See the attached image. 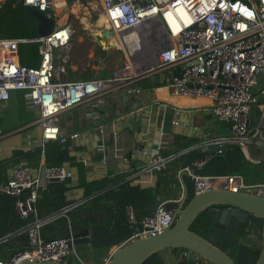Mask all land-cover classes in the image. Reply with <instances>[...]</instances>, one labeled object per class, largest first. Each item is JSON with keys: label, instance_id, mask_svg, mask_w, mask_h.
I'll list each match as a JSON object with an SVG mask.
<instances>
[{"label": "built area", "instance_id": "1", "mask_svg": "<svg viewBox=\"0 0 264 264\" xmlns=\"http://www.w3.org/2000/svg\"><path fill=\"white\" fill-rule=\"evenodd\" d=\"M3 1L0 0V4ZM21 2L52 17L54 26L48 34L29 39L0 38V102L9 101L12 92L24 91L27 103L37 109L36 122L41 128L43 143L57 141L62 144L67 140L59 135L61 113L113 90L139 93L142 88L131 85L133 80L148 72L174 68L176 71L161 86L171 98V125H186L185 119H180L184 99L191 104H202L214 118L229 123L227 134L204 139L184 151L195 147L205 150L216 144H235L249 161L264 163V0H251L249 3L242 0H96L99 10L94 16V24L100 26L99 32L110 30L118 42L126 31L133 34L138 31L141 36L138 38L134 34L132 51L127 53L122 48L125 59L122 67L107 76L86 79H73L67 73L75 24L66 0ZM64 8L66 16L60 19ZM57 9L60 10L57 12ZM98 17L107 26L101 25ZM87 36H91L89 32ZM25 41L39 43L40 62L37 67L19 62L18 46ZM140 42L142 47L138 45ZM101 63L104 66L105 62ZM253 107L257 112L255 115ZM158 118L163 119V115H158ZM192 128L198 130L197 126ZM144 133L139 132L140 135ZM164 134L159 131L161 138ZM76 136L78 133L69 137ZM178 155L162 154L160 142L152 149L139 147L135 149L133 159L147 156L148 161L137 169L127 168L125 163L129 157L122 156L118 172L125 179L141 174L154 176L166 169ZM207 159L208 155L204 154L182 163L176 171L181 189L184 187L182 177L185 176L191 185L192 195L211 188H226L264 196V179L248 184L237 174L214 176L197 173L195 169ZM101 160L104 165V153ZM44 174L49 181L51 178L61 181L72 177V172L63 163L45 166ZM139 180L145 181L141 177ZM44 189L34 170L22 160L12 164L8 178L0 182V193L13 197L14 212L25 221L21 231L27 235L24 248L0 260V264H18L22 259L62 263L73 252L71 236L46 240L40 229L47 221L66 216V212L79 202L69 203L52 217L43 218L37 215L35 203L39 192ZM178 194L176 202L181 199L182 193ZM172 213L173 209H167L160 203L152 214L138 218L133 207L125 205L124 220L132 227V232L114 244L103 264L116 247L135 238L163 232L172 223ZM194 260V264L206 261L200 257Z\"/></svg>", "mask_w": 264, "mask_h": 264}, {"label": "crops", "instance_id": "2", "mask_svg": "<svg viewBox=\"0 0 264 264\" xmlns=\"http://www.w3.org/2000/svg\"><path fill=\"white\" fill-rule=\"evenodd\" d=\"M69 3V11L75 14L77 23L81 25L84 35L89 32L93 36V31L98 29L94 24V16L88 15L97 9L98 3H93V0H72ZM66 12V8L62 9V15L59 18L63 19ZM94 13L97 14V12ZM89 22H92L94 29L88 26ZM139 46H142L141 42ZM145 53H148V51H145ZM175 71L176 69L172 68L148 72L136 81L131 82V85L142 88L139 93L127 94L124 89L113 90L60 114L59 135L67 138L61 145L67 148L69 158L67 162L62 161V163L72 172L71 185L75 186L77 182L76 169L70 163L74 159L83 163L87 180L114 179L120 175L118 171L122 156L129 157L128 162L125 163L127 168L130 166L137 169L148 161L147 156L133 159L132 155L135 149L139 147L152 149L160 142L162 149L167 147V143L172 142V136L175 134L198 138L199 142L196 144H199L204 139L228 133L227 125L224 122L214 118L208 110L203 108L202 104H191L188 103L187 99L182 100L183 105H181L180 115V119H185L186 125L176 127L171 125L172 109L169 105L171 104L169 102L171 98L166 89L161 86ZM25 97L24 91L12 92L9 101L0 102V163L4 161L8 163V161L15 158L11 155L12 150L22 149L23 152L18 154L22 155L33 152L35 148H42L36 164H32L30 167L38 176L40 184L46 187L49 180L46 179L44 174L46 165L44 164L43 149L45 143L42 142L41 128L36 122L38 112H36L35 107L27 103ZM178 104H181V102H178ZM160 114L163 115V119L158 118ZM167 116L169 119H167ZM217 123H224L225 129L220 131ZM192 126H197L198 130L195 131ZM160 130L165 132L162 138L159 135ZM139 132L146 133L140 135ZM73 133H78V136L70 138L69 136ZM103 153L106 157L104 165L101 160ZM22 161L27 162L28 160L25 157ZM11 166L12 163L4 166L0 165V182L8 178ZM172 166L168 165L170 172L176 171L180 167L177 166L173 169ZM139 176L142 180H145L144 182L155 178V175L141 174ZM183 189L179 192L183 193ZM65 197L70 203H81L86 200L83 189L76 187L66 191ZM8 207L10 206L7 202L0 203V228L7 232L3 236L4 238L0 240L3 244L0 254L5 258L16 250L23 249L26 245L22 240V236L18 235L16 230L18 216ZM83 209L78 210L76 216L80 215L81 218L87 217L92 222L104 223L115 233L112 228L114 221L109 220L105 212L95 211V209L83 211ZM121 224H126L124 219ZM244 239L250 248L259 246L261 242L259 232L246 231L243 236ZM108 252V249L91 252L87 245L73 246V252L66 258L67 264H103V259L108 255ZM173 259L171 261L167 260L165 264H176L177 261ZM199 264L212 263L199 261Z\"/></svg>", "mask_w": 264, "mask_h": 264}, {"label": "trees", "instance_id": "3", "mask_svg": "<svg viewBox=\"0 0 264 264\" xmlns=\"http://www.w3.org/2000/svg\"><path fill=\"white\" fill-rule=\"evenodd\" d=\"M71 1V0H70ZM249 3L251 0H242ZM74 21V19H73ZM37 24L24 9L21 0H4L0 4V38H33L37 36ZM101 35V34H100ZM102 36V35H101ZM103 37V36H102ZM104 51V49L102 50ZM105 52V51H104ZM19 62L28 67H37L40 62L39 43L38 42H21L18 46ZM66 64L68 75L73 79H86L95 76H77L74 71ZM104 69V68H103ZM101 73V74H100ZM96 75L103 76L102 72ZM255 110V111H254ZM253 115L257 114L254 107ZM172 113V112H171ZM170 114V113H169ZM168 114V115H169ZM166 117V116H165ZM255 117V116H253ZM167 119L169 117L167 116ZM229 131V123L224 122ZM172 142L167 143V147L161 149L162 154L179 153V155L169 163L172 168L180 166L184 162H191L196 158L208 155L206 162L195 171L200 174L223 176L227 174H237L242 176L243 180L248 184L261 182L264 179V163H253L246 159L239 146L235 144H226L225 148L220 152H214L209 148L202 150L200 147H195L184 151L191 145L199 142L198 138L188 137L180 134L172 136ZM63 144V143H62ZM62 145L57 141L45 142L43 149L46 166H58L62 164L61 156ZM42 148H35L33 152L18 155L8 163L14 164L17 161L27 158V165L36 164ZM7 161L0 163L1 166L8 164ZM71 165L76 169L77 182L72 184V177L65 178L61 181H49L44 190L40 191L35 207L38 216H45L49 213L60 210L70 202L66 200L65 193L74 187L82 188L85 201L66 212V216L60 215L51 221L45 223L40 231L41 236L46 239L57 237L70 236V233L80 226L84 225L87 217L81 218L76 216L78 210L83 211L95 209L105 212L109 220H113L112 228L116 234L115 243L127 238L132 228L127 224L123 225L124 207L130 204L138 218L148 215L151 206L160 198L170 195H177L181 191L180 180L176 176V171L170 172L168 166L166 169L156 172L155 178L149 182L139 180L140 176L132 179H125L123 175H119L114 179L102 178L96 180H87L85 178L84 165L82 162L71 160ZM182 182L187 188L188 194L191 196V185L188 178L183 176ZM112 183V184H110ZM7 202L10 210H13V197L0 193V203ZM211 217L205 212H201L195 221L191 224L190 229L199 233L205 234L211 229ZM81 221V222H80ZM25 221L18 217L17 233L22 236L24 243H27V235L21 231ZM261 220L252 218L249 223L250 229L258 232L260 229ZM245 230H240L237 234H232L227 242L225 249L233 251L238 239L245 234ZM6 230L0 228V240L6 234ZM3 244L0 242V249ZM259 247L251 248L247 252V257L244 262L238 264H253L258 254ZM175 249L169 248L158 251L148 257L142 264H165L167 260L174 258ZM9 257V256H8ZM0 254V260L7 259ZM195 260L182 255L176 264H194Z\"/></svg>", "mask_w": 264, "mask_h": 264}, {"label": "water", "instance_id": "4", "mask_svg": "<svg viewBox=\"0 0 264 264\" xmlns=\"http://www.w3.org/2000/svg\"><path fill=\"white\" fill-rule=\"evenodd\" d=\"M25 11L36 21L37 35H46L53 29L54 19L28 5H23ZM100 34L108 38L112 32L102 29ZM224 144L209 147L214 152H220ZM22 149L12 150L11 155L22 153ZM62 161H68L66 147H61ZM187 164V163H185ZM50 181H58L51 178ZM179 194L158 199L150 208L152 214L156 207L163 203L165 208L173 209L172 223L163 232L156 235L135 238L116 247L105 264H142L152 254L169 248L175 249L174 260L182 255L188 258H203L212 264H238L244 262L247 252L251 249L240 237L233 251L225 249L232 234L244 229L254 232L248 226L252 218L261 220L259 229L260 245L253 264H264V196L245 191L234 192L226 188H211L205 192L189 195L187 188L183 189L181 199L176 202ZM58 211L49 213L43 218H50ZM205 212L211 217V229L205 234H199L190 229L197 216ZM70 236L72 245H87L89 250L99 251L112 249L116 234L104 223L92 222L87 219L84 225L74 229ZM255 248V247H253ZM18 264H67V259L60 263L54 260L32 261L22 259Z\"/></svg>", "mask_w": 264, "mask_h": 264}, {"label": "rangeland", "instance_id": "5", "mask_svg": "<svg viewBox=\"0 0 264 264\" xmlns=\"http://www.w3.org/2000/svg\"><path fill=\"white\" fill-rule=\"evenodd\" d=\"M71 1L66 0V4L69 6L68 8H70L69 2ZM95 2L96 1L93 0V3ZM98 10H99V6L97 5V9L93 11L98 12ZM94 12L90 13V15L88 16H95ZM69 15L72 19H74V24H75L74 25L75 33L71 38V54H70L71 60L69 67L72 71L76 73L77 76L96 77V75L101 74V73L98 74L99 72H102L104 77L111 74L113 70L120 68L124 65L125 59L122 53L123 47L110 46V44L112 43L110 40L111 37L108 38L102 37L100 35L99 30L93 31L94 32L93 36L84 35V33L82 32L81 25L77 23L75 14L70 13ZM134 34H136L138 38H140L141 36V33H139L138 31H136ZM134 34L131 31H126L122 34L123 35L122 37L124 38L123 42L124 45L126 46L127 53L128 51H132V48L134 47L131 42V40L134 39L133 38ZM138 45L140 44L138 43ZM103 49L105 52L102 51ZM99 59L100 61L105 62L104 66H102L103 64L99 61ZM223 124L217 123V125H219L220 127V131L225 129V125ZM171 259H169V261H171Z\"/></svg>", "mask_w": 264, "mask_h": 264}, {"label": "bare ground", "instance_id": "6", "mask_svg": "<svg viewBox=\"0 0 264 264\" xmlns=\"http://www.w3.org/2000/svg\"><path fill=\"white\" fill-rule=\"evenodd\" d=\"M58 10H60V9H57V12H58ZM62 12V11H61ZM61 12H60V14H61ZM75 12V11H74ZM98 18H100V17H98ZM84 22H86L85 20H84ZM89 25L88 26H90V28L91 29H94V25L92 24V22H89L88 23ZM100 24L101 25H103V26H107L106 24H105V22H104V20L102 19V18H100ZM96 27H97V29L100 27V26H97V25H95ZM88 30H89V28H87ZM115 36H112L111 37V44H110V46H118V45H120L121 47H123L124 48V50L126 51V46L124 45V38L123 37H121L120 39V42H119V44H118V41H117V39L116 38H114ZM103 39V38H102ZM112 48V47H111ZM30 105V104H29ZM30 106H32V105H30ZM32 107H34V106H32ZM36 108V107H35ZM36 112H37V109H36Z\"/></svg>", "mask_w": 264, "mask_h": 264}, {"label": "clouds", "instance_id": "7", "mask_svg": "<svg viewBox=\"0 0 264 264\" xmlns=\"http://www.w3.org/2000/svg\"><path fill=\"white\" fill-rule=\"evenodd\" d=\"M248 15H251V13H248Z\"/></svg>", "mask_w": 264, "mask_h": 264}, {"label": "flooded vegetation", "instance_id": "8", "mask_svg": "<svg viewBox=\"0 0 264 264\" xmlns=\"http://www.w3.org/2000/svg\"><path fill=\"white\" fill-rule=\"evenodd\" d=\"M244 230V229H243Z\"/></svg>", "mask_w": 264, "mask_h": 264}]
</instances>
